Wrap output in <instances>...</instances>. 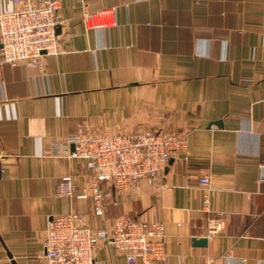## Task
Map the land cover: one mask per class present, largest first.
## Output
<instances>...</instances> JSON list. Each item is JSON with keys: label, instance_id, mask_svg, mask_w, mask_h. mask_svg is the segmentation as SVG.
Returning a JSON list of instances; mask_svg holds the SVG:
<instances>
[{"label": "crops", "instance_id": "obj_1", "mask_svg": "<svg viewBox=\"0 0 264 264\" xmlns=\"http://www.w3.org/2000/svg\"><path fill=\"white\" fill-rule=\"evenodd\" d=\"M59 1L60 52L0 66V264H46L47 224L69 212L93 230L126 216L161 222L166 258L153 264H264V0ZM14 7L0 0V11ZM103 10L115 26L84 27V12ZM78 129L163 130L185 148L153 185L103 184L111 194L96 217L90 200L55 192L64 176L78 189L92 183L69 156ZM210 219L222 226L211 239ZM96 261L140 264L106 242Z\"/></svg>", "mask_w": 264, "mask_h": 264}, {"label": "built area", "instance_id": "obj_2", "mask_svg": "<svg viewBox=\"0 0 264 264\" xmlns=\"http://www.w3.org/2000/svg\"><path fill=\"white\" fill-rule=\"evenodd\" d=\"M11 2L16 7L0 11V66L34 65L46 56L58 54L56 15L60 1ZM82 23L85 28L115 26L111 10L84 12ZM68 142L74 147L69 156L84 163L92 183L78 189L72 177L64 176L55 192L58 196L90 200L96 217L104 215L103 201L111 194L101 187L103 184L124 193L140 180L153 185L168 166L172 154L185 148V140L163 130L97 136L78 129ZM259 181H264V167L259 168ZM199 185L208 188L209 176H202ZM201 209L209 211L207 199ZM221 229L220 220H208L207 237L213 238ZM43 242L46 264H97L96 253L102 242L110 244L128 263H162L166 258L163 224L130 216L116 219L110 230H93L84 226L76 212L53 216L45 229Z\"/></svg>", "mask_w": 264, "mask_h": 264}, {"label": "water", "instance_id": "obj_3", "mask_svg": "<svg viewBox=\"0 0 264 264\" xmlns=\"http://www.w3.org/2000/svg\"><path fill=\"white\" fill-rule=\"evenodd\" d=\"M73 148V147H72ZM194 244L197 245V246H205L206 243H207V240L202 238V239H199V240H193Z\"/></svg>", "mask_w": 264, "mask_h": 264}]
</instances>
